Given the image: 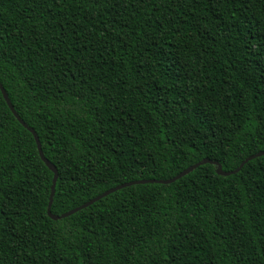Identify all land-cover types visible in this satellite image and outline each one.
<instances>
[{"label":"trees","instance_id":"trees-1","mask_svg":"<svg viewBox=\"0 0 264 264\" xmlns=\"http://www.w3.org/2000/svg\"><path fill=\"white\" fill-rule=\"evenodd\" d=\"M264 0H0V82L62 215L264 152ZM0 89V264H264V155L58 220Z\"/></svg>","mask_w":264,"mask_h":264},{"label":"water","instance_id":"water-1","mask_svg":"<svg viewBox=\"0 0 264 264\" xmlns=\"http://www.w3.org/2000/svg\"><path fill=\"white\" fill-rule=\"evenodd\" d=\"M0 89L3 93V96L6 100V102L8 103L11 111L13 112V114L19 119V121L26 127L29 129V131H31L33 134H34V137L36 139V142H37V145H38V148H39V152H40V155H41V158L43 159V161L47 164V166L54 172V179H53V185H52V192H51V196H50V202H49V207H48V214L49 216L54 219V220H58V219H61V218H65L67 216H70L86 207H88L89 205H91L92 203L98 201L99 199H102L103 197L105 196H108L109 194L115 192V191H118L122 188H125V187H128V186H131V185H136V184H142V183H148V182H161V183H165V184H168V183H172L174 182L175 180L183 177L184 175L192 172L193 170H195L196 168H198L199 166L203 165V164H206V163H210V164H214L215 166H217V173L219 175H224V176H228L230 174H234L236 172H238L240 170V168L249 160L251 159H254L258 156H261V155H264V152H260L258 154H255L249 158H247L241 165L240 168L234 170V171H224L221 164L217 161H213V160H210V159H204L203 161H200L198 163H196L195 165H192L190 166L189 168L185 169L184 171H182L180 174H178L177 176H175L174 178L172 179H168V180H161V181H158V180H136V181H131V182H128V183H124V184H121L119 186H116L112 189H109L107 190L106 192L102 193L101 195L97 196L96 198L88 201L87 203L75 208V209H72L66 213H63L62 215H55L52 213L51 211V207H52V204H53V200H54V195H55V191H56V184H57V180H58V170L57 168L55 167V165L53 163H51L44 155L43 153V150H42V145H41V142L39 140V137L37 135V133L35 132V130L31 127H29L25 122H23V120L21 119V117L18 115V113L16 112L5 88L3 87V85L1 84L0 82Z\"/></svg>","mask_w":264,"mask_h":264},{"label":"snow or ice","instance_id":"snow-or-ice-1","mask_svg":"<svg viewBox=\"0 0 264 264\" xmlns=\"http://www.w3.org/2000/svg\"><path fill=\"white\" fill-rule=\"evenodd\" d=\"M250 43L254 45V47L251 49L253 54H255L257 51H264V33L254 36ZM258 58L264 60V56H260Z\"/></svg>","mask_w":264,"mask_h":264}]
</instances>
